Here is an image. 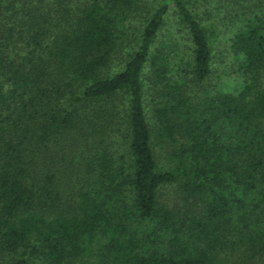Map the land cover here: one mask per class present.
Instances as JSON below:
<instances>
[{
  "label": "trees",
  "instance_id": "trees-1",
  "mask_svg": "<svg viewBox=\"0 0 264 264\" xmlns=\"http://www.w3.org/2000/svg\"><path fill=\"white\" fill-rule=\"evenodd\" d=\"M0 264H264V0H0Z\"/></svg>",
  "mask_w": 264,
  "mask_h": 264
},
{
  "label": "rangeland",
  "instance_id": "rangeland-1",
  "mask_svg": "<svg viewBox=\"0 0 264 264\" xmlns=\"http://www.w3.org/2000/svg\"><path fill=\"white\" fill-rule=\"evenodd\" d=\"M200 8L205 11V2L201 4ZM210 12L212 18L206 24L214 32V38L211 40V53L215 78L211 80V83H218L224 91L233 92L238 89L240 83L238 75L234 74L236 64L231 49L235 24L230 22L229 17L226 18L224 10L215 9ZM170 21L172 20L170 19Z\"/></svg>",
  "mask_w": 264,
  "mask_h": 264
}]
</instances>
